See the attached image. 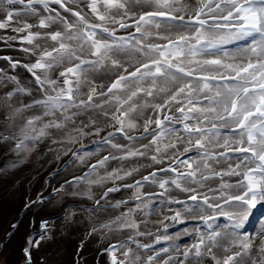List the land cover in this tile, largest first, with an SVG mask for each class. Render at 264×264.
<instances>
[{
  "label": "snow or ice",
  "instance_id": "6c2138e0",
  "mask_svg": "<svg viewBox=\"0 0 264 264\" xmlns=\"http://www.w3.org/2000/svg\"><path fill=\"white\" fill-rule=\"evenodd\" d=\"M0 31L24 54L0 56V182L30 150L71 154L56 191L108 214L87 233L118 237L104 264H264V0H0Z\"/></svg>",
  "mask_w": 264,
  "mask_h": 264
},
{
  "label": "rangeland",
  "instance_id": "374dc122",
  "mask_svg": "<svg viewBox=\"0 0 264 264\" xmlns=\"http://www.w3.org/2000/svg\"><path fill=\"white\" fill-rule=\"evenodd\" d=\"M184 3H191V0H183ZM122 32V31H121ZM4 55H10L15 57V53L8 52L4 54H0V56ZM5 62V61H4ZM3 60H0V66L4 65ZM13 70L9 69V72H12ZM17 71V70H15ZM103 135V133H101ZM99 139V137H88L84 140L85 149L82 151H92L96 145L93 144L91 141ZM59 152H63V149H58ZM105 153V151L102 149V154ZM43 154L42 148H37L35 150H30L27 154L26 158L24 159L23 163L19 165L20 167L24 166L25 164H37L38 158L41 157ZM107 154V152L105 153ZM56 160L59 163L62 159V155L57 158V156L54 154ZM72 157L71 154L66 157V160H71ZM97 157L93 155L91 157V161L95 162V159ZM58 165V164H57ZM60 166V165H59ZM57 168V167H54ZM64 167H61L59 170L63 169ZM14 171V169H12ZM57 170V169H56ZM55 171V170H54ZM54 171L50 172V170L46 171L45 174L42 172H33L30 173L28 177L24 176V178L17 177L12 183H5L3 187L0 186V196L3 195L4 198L0 200V213L3 214L4 218V225L0 226V264H8L9 259L13 261V264H26L25 259L23 258L22 249L26 247L25 240L28 236H35L38 232L41 231L40 229V222H38V219L36 218V213L32 212L39 211L40 209H44V215L43 220H47L48 223V229L46 233V238L40 241L39 247L34 248L32 250V264H74V256L71 258V251L67 254H65V250L63 249V244L57 240L60 235H62L63 231L58 230V224L64 223L68 224L70 222H80L82 229H76V233L72 232H64V235L71 236L73 238H81L78 240L77 248L81 245V242L83 243L90 238V236L87 235L89 229L91 227H99V224L101 222H106L108 215L104 218L99 219V216L95 214L90 213H84L82 214L83 218H79L81 216L78 209L81 208H91L93 201L92 200H84L82 199L83 195L76 196L73 195L72 192H80L82 189L86 191V186L81 184L78 187H75L74 189H68L67 186H65L61 191L57 192L56 189L60 187L61 184H63L64 180H60L58 182H52L51 178L53 176ZM74 174H80V171H76ZM72 176L70 177V179ZM131 179V178H129ZM22 182L24 184L22 185ZM25 186V190H22L21 188ZM110 186V185H109ZM13 190H17L20 193V204L16 206L13 204L11 197V192ZM99 192L100 189L97 187H93V193H95V198H99ZM38 195H41L43 198L42 203H36L32 204V201L37 200ZM78 197L81 199L78 200ZM86 197V196H83ZM119 197V196H118ZM121 197V196H120ZM119 197V198H120ZM116 198V199H119ZM79 203H74V202ZM67 202V203H66ZM114 202V201H113ZM103 203V202H102ZM30 205L29 207H26L25 205ZM71 207L73 211L75 212V215L72 217L71 221L67 219L65 216V208ZM175 207H179L178 205ZM115 212H119V209L113 210ZM29 221L26 225L27 231L26 235L23 237L20 232V239L16 242L17 244L9 245L11 241L9 239L15 234L16 228L18 227L20 220L23 218V216L29 214ZM155 216V215H154ZM63 217V218H62ZM158 219H160V216H156ZM85 219V222H84ZM16 224L17 227L15 230H13L12 225ZM175 229H169V232H174ZM25 232V231H24ZM11 233V236L9 235ZM102 240H97V244L101 245V249L106 247L108 242H116L118 237L114 235L113 233L109 232L105 235L101 236ZM147 239V238H145ZM187 241L182 238V241ZM94 247V246H93ZM16 250L18 252H16ZM99 248L95 247L91 250L92 254H98ZM70 255V257H68ZM119 255V254H118ZM96 264H102V260L100 257H95Z\"/></svg>",
  "mask_w": 264,
  "mask_h": 264
},
{
  "label": "bare ground",
  "instance_id": "6f19581e",
  "mask_svg": "<svg viewBox=\"0 0 264 264\" xmlns=\"http://www.w3.org/2000/svg\"><path fill=\"white\" fill-rule=\"evenodd\" d=\"M0 34H3L2 31H0ZM20 48V44L19 42H15V46L14 48H7L5 47L2 43H0V54H4V53H8V52H12L15 53V57L19 58L22 57L24 54L20 51H18L17 49ZM3 63H5L3 61ZM17 72H21L22 73V77H25L26 79L24 80V82L28 85L32 84V78H30L29 74H27L26 72H24L22 69H16ZM117 139H120L119 137H117ZM55 148V146H53ZM43 154L41 155L40 158H38V162L37 164H25L24 166L20 167L18 166L17 168L14 169V171L12 169H9V174L6 175L4 177V180L2 182H0V186L3 187L5 183H12L17 177L19 178H24V176L28 177L30 173L33 172H42L43 174L46 173V171L50 170V172L54 171L53 176L51 178L52 182H58L60 180H65V178L70 179V177L78 170H80L81 165L76 164L75 166H73V160L74 158H72L71 160H66L67 156H63L61 161L59 163H57L58 161L56 160L54 153L53 152H48L43 146H41ZM59 149H63L62 147ZM64 150V149H63ZM105 151V150H104ZM106 153V151H105ZM103 153V154H105ZM58 164V165H57ZM60 165V166H59ZM57 167V168H54ZM61 167H64L63 169L59 170ZM57 169V170H56ZM24 184V182H22V185ZM22 190H25V186H23L21 188ZM115 198H119L121 196V193H115L112 194ZM119 196V197H118ZM123 196L125 198H127L128 196V192L125 191L123 192ZM11 197L13 198L12 202L13 204H15L16 206H18L20 204V193L17 190H13L11 192ZM4 198L3 195L0 196V200ZM81 199L80 197H78V200ZM82 199L88 201L87 197H83ZM175 207V206H174ZM81 208V207H80ZM117 210V209H115ZM120 211V210H119ZM32 212L36 213V218L38 219V222L43 220V215H44V209H40L39 211H34L32 210ZM81 216L79 218H83L81 213ZM99 216V219L106 217L108 214L106 213H96ZM29 214L23 216V218L20 220V223L18 225V227L16 228V232L15 234L9 239V241H11L9 243V245H16L17 241L21 238L20 232L21 233H25V234H21V236H25L26 235V225L29 221ZM3 214L0 213V226L4 225V218H3ZM151 220L155 221L158 220V218L156 216H152ZM85 222V219H84ZM153 229L155 228V225H152ZM76 229H82L81 228V224L80 222H75V223H68V224H64V223H59L58 224V230L59 231H63L62 235H60V237L57 239L59 240L60 243L63 244V249L65 250V254L68 255V253L71 251V258L75 255L76 250H77V244H78V240L81 238H73L71 236H66L64 235V232H72V233H76ZM25 231V232H24ZM102 240L103 238L101 236H90V238L88 240H86L83 243V252L82 255L84 256L85 260L87 261V264H96V259L95 257H100L102 260V264H104L105 261V256L104 255H98V254H92L91 250L95 247L101 249V245L97 244V240ZM184 240H187L190 242L189 237H183ZM94 246V247H93ZM16 252H18L16 250ZM68 252V253H67ZM70 257V255L68 256ZM8 264H13V261H11L9 259V263ZM35 264V263H33Z\"/></svg>",
  "mask_w": 264,
  "mask_h": 264
},
{
  "label": "flooded vegetation",
  "instance_id": "af4514ba",
  "mask_svg": "<svg viewBox=\"0 0 264 264\" xmlns=\"http://www.w3.org/2000/svg\"><path fill=\"white\" fill-rule=\"evenodd\" d=\"M123 32V30H121Z\"/></svg>",
  "mask_w": 264,
  "mask_h": 264
}]
</instances>
